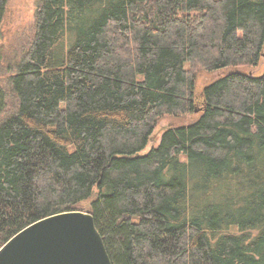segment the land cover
<instances>
[{
    "label": "trees",
    "instance_id": "1",
    "mask_svg": "<svg viewBox=\"0 0 264 264\" xmlns=\"http://www.w3.org/2000/svg\"><path fill=\"white\" fill-rule=\"evenodd\" d=\"M185 63L232 70L197 93ZM14 68L0 247L87 210L111 264H264V0H37Z\"/></svg>",
    "mask_w": 264,
    "mask_h": 264
},
{
    "label": "water",
    "instance_id": "2",
    "mask_svg": "<svg viewBox=\"0 0 264 264\" xmlns=\"http://www.w3.org/2000/svg\"><path fill=\"white\" fill-rule=\"evenodd\" d=\"M0 264H111L91 213L42 218L0 247Z\"/></svg>",
    "mask_w": 264,
    "mask_h": 264
},
{
    "label": "rangeland",
    "instance_id": "3",
    "mask_svg": "<svg viewBox=\"0 0 264 264\" xmlns=\"http://www.w3.org/2000/svg\"><path fill=\"white\" fill-rule=\"evenodd\" d=\"M36 3L37 0H8L7 2L6 13L0 26V82L2 85L5 84V79L14 71L15 65L23 58L32 40ZM185 68L195 75L197 93L218 76L232 70V68H225L215 72H207L200 67L191 66L189 63H185ZM240 69L253 75H260L263 64L261 62L255 68L241 67ZM12 109L13 107L9 105L3 115L10 113ZM197 116L198 114H188L178 117H162L141 154L157 146L165 129L187 124L195 120Z\"/></svg>",
    "mask_w": 264,
    "mask_h": 264
}]
</instances>
